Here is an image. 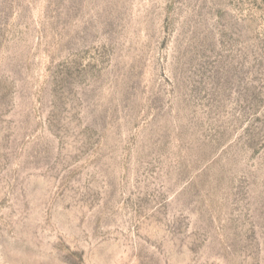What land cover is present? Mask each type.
<instances>
[{"label":"rangeland","instance_id":"obj_1","mask_svg":"<svg viewBox=\"0 0 264 264\" xmlns=\"http://www.w3.org/2000/svg\"><path fill=\"white\" fill-rule=\"evenodd\" d=\"M0 264H264V0H0Z\"/></svg>","mask_w":264,"mask_h":264}]
</instances>
